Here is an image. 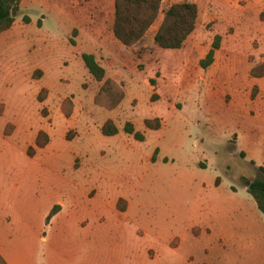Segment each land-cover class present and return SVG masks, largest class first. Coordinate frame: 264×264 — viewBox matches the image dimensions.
Wrapping results in <instances>:
<instances>
[{
	"label": "rangeland",
	"instance_id": "rangeland-1",
	"mask_svg": "<svg viewBox=\"0 0 264 264\" xmlns=\"http://www.w3.org/2000/svg\"><path fill=\"white\" fill-rule=\"evenodd\" d=\"M181 1L163 0L147 39L122 56L113 31L114 45L102 21L85 16L95 13L92 0H28L15 12L19 21L0 40V179L27 193L29 238L42 256L218 264L214 246L202 245L212 232L202 223L231 229L245 214L264 219L246 192L263 178L264 77L250 70L264 62V0H188L200 8L190 52L159 48L152 34ZM103 15L113 16L108 0ZM86 25L95 33L88 42L76 32ZM216 35L221 48L203 69ZM84 53L122 83L117 109L93 100L101 83ZM148 119L162 127L148 129ZM109 120L117 135L102 133ZM127 123L144 140L127 134Z\"/></svg>",
	"mask_w": 264,
	"mask_h": 264
},
{
	"label": "trees",
	"instance_id": "trees-1",
	"mask_svg": "<svg viewBox=\"0 0 264 264\" xmlns=\"http://www.w3.org/2000/svg\"><path fill=\"white\" fill-rule=\"evenodd\" d=\"M22 0H0V35L9 30L15 18L13 14L18 11ZM163 0H115V21L114 35L124 46L132 48L139 44L146 36L150 28L154 25L162 11ZM199 19V7L192 1H181L172 4L164 11L163 21L155 35V44L162 49L180 50L184 48L188 38L196 30ZM24 21L29 23V18L24 17ZM221 36L216 35L212 43V48L205 58L200 61V66L207 69L215 62L216 51L221 48ZM84 65L88 72L103 85L95 97L99 103L107 110L117 108L125 97L122 85L112 79L106 78L105 69L98 63L93 54L84 53L82 55ZM250 75L254 78L264 77V62L253 67ZM148 129H160L162 127L159 119H148L145 121ZM124 131L132 135L137 140H144V135L135 130L132 123L124 126ZM102 133L106 136H114L119 133V129L113 121H107L102 127ZM43 134V133H41ZM37 146L43 148L38 140ZM158 153V150L156 151ZM156 161V157H154ZM263 178L252 180L247 186V191L256 202L258 209L264 214V167H260ZM61 206L55 205L47 217V224L60 211ZM124 212L125 208H120ZM0 262H6L0 256Z\"/></svg>",
	"mask_w": 264,
	"mask_h": 264
},
{
	"label": "crops",
	"instance_id": "crops-1",
	"mask_svg": "<svg viewBox=\"0 0 264 264\" xmlns=\"http://www.w3.org/2000/svg\"><path fill=\"white\" fill-rule=\"evenodd\" d=\"M24 1L28 0H22L21 2L23 3ZM98 1H100V3H98ZM108 1L113 7V16H109L108 20L106 16L103 15L104 0H92L95 13H91L85 16H92L94 18L96 16L97 18H99V20L102 21L100 22V25L102 27L101 35L103 37H106V40L114 45L113 40H111V30L113 31L115 21V0ZM97 13L99 14L96 15ZM27 17L29 18V16ZM17 21L19 20L17 19L9 30L4 31L0 35V40H2L5 35L13 31ZM160 25L161 24H158L155 32L152 34L153 40ZM198 25L199 19L197 27ZM93 28L94 26L92 25H86L83 26V29H76V32L78 31V37L79 35L82 36L85 42L89 41V37H86V35H90V38H95ZM150 31L151 29L148 31L142 41L147 39ZM190 39L191 38L186 41L184 46L187 47L189 52L190 49L188 47ZM142 41L139 44H141ZM90 46L92 47V45ZM132 48H128L126 46L124 48L120 46V48L118 49L119 56H122L123 52L127 51L132 53ZM100 56H103V54L101 53ZM215 58H217V54L215 55ZM202 59L203 58L201 57L200 60ZM102 60L104 61L103 58ZM98 63L100 64L99 61ZM106 78L112 79L117 82L115 79L107 76V71ZM99 83H101V86L98 92L103 85L102 82ZM117 83L122 85V83ZM98 92L96 93V95L98 94ZM96 95L94 96L93 100H95ZM246 192L248 193V191ZM260 213L262 212L260 211ZM29 214L30 206L28 203L27 193H23L21 189H19L18 183L0 179V256L6 262V264H73V258H71V256H69L68 254L60 257V259L58 258L56 260H53L49 255L42 256L40 253H37L34 241H31L29 238V233L31 231L35 233V228L33 226H30L29 223ZM232 223L233 224L230 226L232 227L231 229L220 226L214 222L202 223L200 225L202 228H210L212 230L211 236L204 240L205 244H202L214 246L213 255L210 258L218 261V264H264V219L262 217H258L257 219H255L245 214L241 217L234 218ZM215 245L218 246L217 249H215ZM219 246H221V248ZM225 247L228 251L224 250ZM190 259V262L194 260L193 257H190ZM203 262L204 261H202V263ZM80 264L90 263H88L87 259H84L82 260V262H80ZM207 264H210V262H207Z\"/></svg>",
	"mask_w": 264,
	"mask_h": 264
},
{
	"label": "water",
	"instance_id": "water-1",
	"mask_svg": "<svg viewBox=\"0 0 264 264\" xmlns=\"http://www.w3.org/2000/svg\"><path fill=\"white\" fill-rule=\"evenodd\" d=\"M16 13L13 14V17H15Z\"/></svg>",
	"mask_w": 264,
	"mask_h": 264
}]
</instances>
